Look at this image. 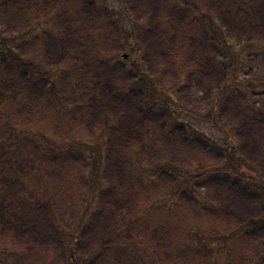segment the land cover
Instances as JSON below:
<instances>
[{
  "label": "trees",
  "instance_id": "1",
  "mask_svg": "<svg viewBox=\"0 0 264 264\" xmlns=\"http://www.w3.org/2000/svg\"><path fill=\"white\" fill-rule=\"evenodd\" d=\"M119 1L130 31L104 0H0V162L23 179L49 171L44 131L51 165L65 139L96 180L84 191L1 172L0 264H264V76L237 65L243 41L264 63V0ZM162 200L217 235L154 225ZM222 235L236 253L211 261Z\"/></svg>",
  "mask_w": 264,
  "mask_h": 264
},
{
  "label": "rangeland",
  "instance_id": "2",
  "mask_svg": "<svg viewBox=\"0 0 264 264\" xmlns=\"http://www.w3.org/2000/svg\"><path fill=\"white\" fill-rule=\"evenodd\" d=\"M104 1L109 5L110 9H113L116 11L115 15L119 16V18L123 22L125 28L128 31H130L131 26H130L128 18H127L125 7L122 5V3L119 0H104ZM40 2H43V0H36L37 4ZM39 27H44V28L48 29V28H52V24H50V23L45 24L43 22L42 24H40ZM242 43L243 44L239 46V53H238L237 65H238L239 73L242 74L241 68H244L245 70H248L251 68L253 71H255L258 74V76H260V77L264 76V63L262 62V54H261V52H262L261 49H263V48H261L258 43H249L248 44L246 42L247 44H245V41H243ZM79 84L77 87L78 91H81L82 89H86L85 85L83 83H81L80 85ZM85 84L88 85L87 83H85ZM237 86L238 85L236 83L233 84V87H237ZM88 87H90V86H88ZM240 87L243 89L244 87H246V85L243 84V86H240ZM91 88H92V86L90 87V89ZM253 91H257L259 93V95H264V85L256 83V85L253 87ZM84 99H85V95L81 94V101H83ZM4 106H5V102L2 99V97H0V109H2ZM4 113H5V110H4ZM184 116L188 117L187 115H184ZM184 116H182V117L184 118ZM191 124L196 129H198L199 131L206 132L207 135L210 138H212L213 140H220V138H221L220 132H218L211 124L206 123V122H195V121H192V119H191ZM61 126H62V124H60L58 127H61ZM47 130L49 131V133L55 131V129L52 128L51 126H48ZM39 133H43V134L35 136V139H36L35 141L37 142L39 140V138L42 137L43 141L42 140L39 141V144L41 146L40 148L43 149V152H48L49 154L47 153V155L51 157V153L45 147L47 145V144L45 145L46 137H49L50 135L46 134L44 131L39 132ZM5 138H6V136L4 135V136L0 137V140H4ZM54 138L55 137H53L52 139H54ZM54 141H55V143H59L60 140L55 139ZM86 141L90 142L91 145L93 146V147H88V149H90V152L93 151L94 153H96L98 155V151L96 150L98 142L100 141L98 139V137H96V135L92 136V137H88ZM64 143H67V141L65 139H62L61 140L62 148L55 150V153H56L55 156H60L61 154L63 155L64 153L67 155V158L65 160H64V158L61 160L60 168L54 167L53 165H51L50 163L52 161H50V157H49L48 164H47V167H49V168H47V170H49V171H46L45 169L39 168V167H37V169H35L33 172L29 170V172H31V173L29 175H27L28 179H25V178L23 179V175H21L22 168H23L22 165H19L18 171H17V167L15 166V168L13 169V174L9 175V170L11 169V166L9 168H7V164H5L4 161L0 162V165L2 166V168L0 167V189L3 192L5 191V188H4L5 185L3 183H1V181H2L1 180L2 179L1 172L6 173L8 175V178H11L13 176L15 179L16 178L22 179V181L27 186H30V183H32L33 181H37L38 184L43 183V184H48L49 186L51 185L53 187L56 180H58V178H62L64 181L68 180L69 182L74 184L76 189H82L84 191L87 189V186L89 184H96V180L91 179V177H93L92 164H90L89 162L84 161L83 159H80V158L77 159V161H74L73 157H70L69 154H67L68 153L67 147H65ZM81 145L87 146L88 144L87 143H81ZM28 147H30V146H28ZM57 160H55V161H57ZM77 170L78 171L81 170V174L79 176H77V172H76ZM83 170H84V172H83ZM40 176H43V177H40ZM76 177H79V178H76ZM92 181H93V183H91ZM67 185H68V183H67ZM94 187H96V186H94ZM10 195H11V190L10 191L8 190L6 196H10ZM159 195H161V194L157 193L156 198L159 199L160 198ZM163 201H165V200H162L161 202H159L157 204L158 207L156 209H154V211L152 212V223L154 225L155 224L157 225L159 223L163 224L164 218H166L167 219L166 226L168 223V228H173V227L176 228L177 227L180 230H183L182 226L184 224H190L192 226L193 225L199 226V228L201 229L200 231L204 234L209 233V234H213L214 236L217 235L215 232H213L209 228L204 227L200 220L198 222H196L195 215L189 211H186L184 213H180L177 211H171V212L165 211L164 212L162 209V206H161ZM92 204H94V203H92ZM33 209H34V207H33ZM205 231H207V232H205ZM131 232L134 234L136 232V229L131 228ZM181 237H182L181 239L184 243H185V239L188 240L187 234H184L183 232L181 233ZM192 239H193V242L196 243V239H194V237ZM209 240L213 243H216V247L213 250H211L210 253H208V258L211 261H215V260L224 261L227 258H230L231 254L236 253V249L235 248L232 249L230 247V241H232V239L229 238L228 240H226L224 235L219 236V237L217 236L213 239L209 238ZM191 245H193V244H191V243L188 244V246H191ZM169 248H170V246H169ZM228 249H230L231 251H228ZM7 250H8L7 245L0 247V259H3V255L5 252H7ZM184 252L186 253L187 251H184ZM193 252L195 253V250ZM193 257L196 259L195 255H193ZM196 260L197 261L204 260V258H202V259L197 258Z\"/></svg>",
  "mask_w": 264,
  "mask_h": 264
},
{
  "label": "water",
  "instance_id": "3",
  "mask_svg": "<svg viewBox=\"0 0 264 264\" xmlns=\"http://www.w3.org/2000/svg\"><path fill=\"white\" fill-rule=\"evenodd\" d=\"M124 58H127V55H124Z\"/></svg>",
  "mask_w": 264,
  "mask_h": 264
}]
</instances>
